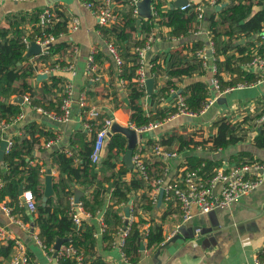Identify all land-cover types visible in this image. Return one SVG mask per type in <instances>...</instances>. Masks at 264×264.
<instances>
[{
	"label": "crops",
	"instance_id": "1",
	"mask_svg": "<svg viewBox=\"0 0 264 264\" xmlns=\"http://www.w3.org/2000/svg\"><path fill=\"white\" fill-rule=\"evenodd\" d=\"M161 1L164 10L180 8L174 5L175 0ZM232 1H234V5L241 3L239 0H216V4L213 5L210 0H188L193 6H203V17L199 19L197 16L198 21L195 22L197 31L191 32L186 37L176 38L171 35V27L156 25L149 34L153 37V41L147 52L148 65L146 79L143 83L146 95L141 98L140 102L147 115L156 116L155 121L151 123L162 121L175 110L176 96L173 90L176 89L184 94L187 91V86L194 81L206 82L209 86L208 98L215 100L204 112L196 115L181 114L176 118L162 121L161 125L153 130L143 132V137L139 139L134 154L142 155L150 168L153 179L158 178L155 176H162L167 182L178 180L185 171L189 170V158L195 156L220 160L221 165L214 167L213 173L217 169H229L241 162L264 161V147H259L255 143L258 130L264 124L258 121L264 111V80L240 81L235 86H229L218 92L212 84L215 75L212 68L214 65L218 66V60L223 62L226 55L221 53L217 56L214 52V59L210 57L206 65L200 58L202 67L192 76L174 78L175 86L163 91L169 79L170 66L177 59L176 54L192 56L191 49L195 42L203 43L197 51L209 47L212 42L216 51L208 17L217 6L225 4L219 9L221 10L227 4L231 5ZM251 1L255 11L264 8V0ZM130 2L131 0H114L113 9L116 19L106 26L122 21L125 14L133 8ZM48 4L53 5L55 9H61L67 16L68 23L74 18H78L80 21L78 29L66 32L61 36L68 42L69 47L46 61L41 59L39 54L28 56V47L24 59L11 62L7 68L16 74H21L28 67H32L33 73L28 77V83L33 86L36 97L47 106L51 102H56L64 93L66 86L71 85L74 91L71 116L68 120H59L53 115L43 114L35 109L34 100L36 98L34 96H30L28 93L31 98V103L28 104L17 100L22 95L15 93L11 96V100L22 106L21 113L24 114V117L12 123L6 131L8 136H5L10 139L20 136L22 134L21 127L34 121L39 123L44 130L56 135L54 138L41 135L38 150L35 152L37 158L47 164L45 173L42 175L44 188L48 168L52 170L53 184L60 177L59 167L52 162L51 153L55 150L64 151L68 156H75V163H79L82 161L81 147L79 144L73 145L72 139L78 130H83L89 139L95 137L94 133L86 127L87 107L82 108L79 103L82 95L85 96L88 104H95L102 110L101 118L92 121L94 128L99 127L100 121L104 117H111L114 122L123 126L136 128L131 123V112L127 108L131 88L130 81L120 77L123 68L119 71L112 55L106 48L107 41L113 43L114 41L104 37L99 29L101 25L98 24L95 9L87 6L83 0H3L0 4V27L9 28L11 22L16 18L27 16L28 20L24 22L23 27L29 33L33 29V23L29 20L32 18V14L43 10V8L45 10ZM137 6L139 9L138 18H149L146 0H140ZM142 38L143 34L137 32L130 42L132 44ZM219 40L220 48L230 44L231 48L228 52L235 53L237 57L249 54L243 68L248 73L254 74L256 78L259 77L257 73L247 69L246 63L255 53L264 55V23L258 32L248 35L235 30L232 37L222 34ZM238 45L246 48L245 54L239 53L236 48ZM137 47H132V52H136ZM91 53L96 54L99 80H92V75L88 72V58ZM97 54L101 56L97 58ZM125 62L127 63V60L124 59V64ZM220 75L225 81L237 77L236 73L225 71H222ZM54 76L57 80L56 85H54ZM138 77H134L133 80L138 82ZM148 79L152 80L149 85ZM241 84L243 85L240 86ZM37 106L43 105L37 104ZM222 119L231 121L236 127V133L243 139L229 147L215 149L212 142H207V140L217 133ZM156 143L165 145L167 150L176 152L177 155L168 159L156 156L153 153ZM3 158L0 160V164H2ZM133 176L134 174L131 172L126 176V179L130 180ZM97 185V181L86 186L70 182L71 196H74L75 199L78 197L81 201L83 196L90 197ZM103 186L108 188L109 183L105 181ZM161 188L162 186L158 187L154 182L153 187L144 185L129 193L128 202L114 204V209L124 217L122 225L116 224L115 221L113 224L106 222L105 212L114 202L111 200L110 192L105 191L100 197L102 205L96 213L83 220L82 228L87 225L95 227L96 241L95 245L86 251L83 248L79 249L84 255V264H252L257 257L264 260V179L256 190L240 198L231 208L201 213L195 207L194 216L188 222H184L180 203L176 199L168 198L166 191L163 198L160 199ZM69 196L62 194L63 205H68ZM149 199L151 200V210L145 207ZM13 202L9 197L0 201V226L7 231L8 239L24 243L31 264H58V258L56 261L53 256L55 252L50 253V249H55V245L47 247L44 244L47 248L45 249L39 244L37 238L41 240L40 229L35 222V214L26 206L23 195H20L18 203L15 202L13 205ZM127 206H130L131 209L130 216L125 214ZM127 217H131L136 223L144 220V223L140 222L138 225L142 234L147 232L153 223L162 224L166 238L159 247L148 246L147 239L144 238L141 247L137 249L136 253L133 252L134 256L138 257L135 262L130 260L131 257L127 256L123 248L116 242L119 240L118 232L127 224ZM212 225L217 227L211 234L200 235V229H195L196 226L205 228ZM103 227L105 231H103ZM174 232L182 234L185 238L165 244ZM63 239L66 241V238ZM5 242H0V244ZM64 242L62 245L65 244ZM159 249L160 253L157 258L156 253ZM15 252L14 244V250L10 256L0 255V264H9Z\"/></svg>",
	"mask_w": 264,
	"mask_h": 264
},
{
	"label": "trees",
	"instance_id": "2",
	"mask_svg": "<svg viewBox=\"0 0 264 264\" xmlns=\"http://www.w3.org/2000/svg\"><path fill=\"white\" fill-rule=\"evenodd\" d=\"M85 1L91 2L93 9L96 10L98 8L99 0ZM239 2L241 3L235 5L227 4L219 11L215 9L208 17L209 28L216 47L215 55L219 56L221 53L226 55V59L223 62L217 61V77L219 78L221 89L235 86L240 81L254 82L258 80L254 74L248 73L243 68V64L249 58V54L237 57L235 53L228 52L231 48L230 44L226 47L223 46V48L219 46V38L222 34L232 37L235 34V30H238L249 35L260 31L263 27L264 8L255 11L251 0H239ZM152 3L155 10L147 19L141 18L139 21V18L133 14V8H131L132 10L125 14L122 21L115 22L109 26H99L104 37L113 40L119 48L123 59L127 60L120 77L130 81L131 88L127 108L131 112V123L139 128L155 121L156 116L147 115L140 102L141 98L146 95V90L144 86L133 80L134 77H138L139 55L137 51L132 52L131 48L145 44L147 37L156 25L171 27V35L176 38L186 37L191 32L197 31L195 22L197 23L198 21V11L192 8L186 10L169 8L164 10L161 0H152ZM53 10L56 14V20L46 26L40 25V15L44 12V8L34 12L32 18L29 19L33 23V29L29 33L23 27L24 22L28 20L27 16L16 18L11 22L9 28L0 27V119L11 121L22 112V106L11 100V96L15 93L21 95L29 93L30 96L36 98L35 100L33 99L36 106L41 104L46 110L49 108L53 109L57 114H63L62 104L66 93H63L56 102H51L47 106L36 97L33 86L28 83V77L33 73L32 67H28L21 74H16L7 68L11 62L24 59L27 51L26 37L30 40H36L38 37L44 38L49 35L57 37V40L49 46L46 54H39V57L45 61L69 47L68 42L61 38L68 31V18L61 9L53 8ZM228 24L229 26H227ZM137 32H141L143 38L131 44L130 41ZM202 44L200 42L194 43L191 49L192 56L176 54L177 59L170 66L168 71L169 79L163 91L175 86L174 78L192 76L202 67V60L196 54L197 49ZM236 48L240 54H245L247 51L241 45ZM94 55L96 57V54ZM100 56V54H97V58ZM222 71L232 74L236 73L237 77L230 81H225L220 75ZM53 80H55L54 85H56L55 76ZM186 90L184 95L186 96L187 106L193 111H200L209 96L208 84L201 80L194 81L187 86ZM21 129L22 134L12 138L13 145L5 153L2 164H0V178L3 181V185L0 188V201L9 197L14 201L13 205H15L14 203L19 201L21 187H23L24 191H32L36 200L35 222L40 229L39 236L47 247L54 246L58 238H66L65 244H73L80 250L83 248L84 251L93 247L96 243L94 237L95 227L87 225L85 228H82V226L77 228L70 214V201L68 205H63L62 194L72 195L70 182L86 186L93 181H97V188L91 196H83L81 202L88 211L95 214L102 205L101 195L105 191H109L111 200L114 203L107 208L105 220L108 224H113L115 221L116 224L122 225L124 217L119 211L114 209L113 205L128 202L131 191L138 190L144 185L153 187V181L157 179H153L149 166H147L149 180H146L121 159L127 150L128 144V140L123 134L110 132L106 139V153L99 163H93L90 155L93 150L95 137L89 139L83 130H78L72 139V144L80 145L82 161L75 163V156H68L64 151L55 150L51 153L52 162L59 167L60 177L54 184L55 195L49 197L43 203L44 183L42 175L45 173L47 164L45 161L39 160L35 152L38 150L41 135H46L47 138H54L56 135L44 130L36 121L25 124ZM258 131L255 143L259 147H264V124ZM3 136H8V134L5 132ZM241 139L243 137L236 133L234 124L227 119H222L217 133L209 137L207 142H212L213 148L218 149L229 147L238 143ZM189 164V170H198L203 180L208 182L214 175V167L220 166L221 161L195 156L189 158ZM131 172L134 176L132 179L127 180L126 176ZM100 176H102V179H100ZM155 177L160 178L162 176ZM105 181L109 183L108 188L103 186ZM145 207L149 210L152 209L150 199ZM140 222L144 223V220H140ZM140 222H132L130 233L123 247L125 254L131 257L130 260L132 262L138 260V257L134 256L133 252L136 253L137 249L141 247L144 238L147 239L148 246L151 247H159L166 240L162 224L153 223L149 230L142 234L138 226ZM106 237L108 236L106 235ZM14 244V240L11 239H7L4 244H0V255L4 257L10 256L14 250ZM58 264H75V261L64 255H59Z\"/></svg>",
	"mask_w": 264,
	"mask_h": 264
},
{
	"label": "built area",
	"instance_id": "3",
	"mask_svg": "<svg viewBox=\"0 0 264 264\" xmlns=\"http://www.w3.org/2000/svg\"><path fill=\"white\" fill-rule=\"evenodd\" d=\"M3 0H0V4ZM20 1V0H14ZM87 6L93 8L91 2L83 0ZM140 0H131V5L133 6V12L136 17L139 15L138 2ZM176 1V0H175ZM174 1V2H175ZM114 0H99L98 8L95 10L98 24L101 26L107 25L110 22L116 19V14L113 7ZM211 4H216V0H210ZM54 6L48 4L44 12L40 15V25L46 26L56 20V14L53 10ZM182 10L188 8H193L198 11V18L203 17V6L202 5H192L190 2L180 6ZM154 6H152V12L154 13ZM80 21L78 18L72 19L68 23L67 32L74 31L79 28ZM57 40V37L53 35L46 36L44 38L38 37L36 40H30L28 37L25 38L27 48L30 46L31 42H36L41 45V54H46L48 52L49 46ZM153 37L149 36L145 45L138 46L136 51L139 55V68H138V82L141 86L146 79V68H147V52L151 47V42ZM106 48L109 53L112 55L119 71L122 70L124 66V59L117 48V46L112 41L106 42ZM214 45L213 42L209 47L201 48L197 51L199 58L203 60L204 65L208 63L210 57L214 59ZM248 70L253 71L258 74V80H264V55L255 53L252 55L251 59L246 63ZM213 73L215 74L212 79V84L218 92H221L219 79L216 77L217 66H213ZM99 67L95 59L94 53L88 58V72L92 75V80H99ZM241 84L240 86H242ZM176 96V107L173 112L168 116L163 118L162 121L176 118L181 114L196 115L198 113L204 112L210 105H212L215 100L213 98H208L200 109V111L191 110L186 104V97L181 92H178L176 89L173 90ZM64 93H66L65 98L63 99L62 110L63 114H57L44 109L42 106H35V109L43 114L53 115L56 119L59 120H68L71 116L72 104L74 91L71 85L66 86ZM22 103H31V98L29 94L22 95ZM80 106L82 108L87 107L86 112L88 114V120L86 122V127L90 129L91 132L95 134L94 146L92 153L90 155L93 163H99L103 157L104 149L106 145V139L108 134L111 131V126L114 122L111 117H104L100 121L99 127H93V120H99L102 116V110L95 104H88L84 95L79 99ZM24 117L23 113H20L18 116L14 117L11 121L0 119V132H1V141L6 139L8 142L6 152L11 149L13 145V140L10 138H5L3 133L7 131V128L12 124ZM150 123L149 125L143 127H136L138 132L150 131L157 128L161 125V122ZM258 121L264 123V111L260 115ZM0 141V143H1ZM153 153L161 158L168 159L170 157L176 156L177 153L167 150L165 145L161 143H156L153 148ZM73 155V153H70ZM133 164L134 171L138 173L139 176L144 177L146 180H149L147 163L142 158L141 154L133 155ZM264 179V161L252 160L247 162H241L239 164L231 166L229 169H217L214 172L213 177L208 181H204L203 177L200 175L198 170H187L185 173L176 181H169L164 177L155 179L153 182L156 186L164 187L167 193V197L171 199H176L180 203V207L183 214L184 222H188L194 216V208H198L201 213H210L216 211L217 209H228L233 206V204L242 198L245 195L250 194L256 190L262 183ZM3 185V181L0 178V188ZM218 186V187H217ZM217 187L216 193L214 189ZM24 202L30 211L35 212L36 210V200L33 196L32 191L27 190L23 193ZM70 201V214L73 218L74 223L77 228H80L83 224V220L87 216H92L93 214L88 211L81 201H76L74 196L69 197ZM127 224L120 229L118 232L119 240L116 241L120 247H124L126 239L131 230V224L133 222L131 217H127ZM103 231L105 228L103 227ZM175 235L172 234L168 240ZM8 239L7 231L0 226V242H4ZM39 244L44 247L43 241L37 238ZM16 252L12 255L9 264H30V257L27 253L26 246L21 241H15ZM50 252H55V249L51 248ZM49 252V251H48ZM59 255H64L73 261L75 264H84V255L83 253L76 248L73 244H64L61 246L60 250L57 252V258ZM252 264H264V260L260 258H255Z\"/></svg>",
	"mask_w": 264,
	"mask_h": 264
},
{
	"label": "water",
	"instance_id": "4",
	"mask_svg": "<svg viewBox=\"0 0 264 264\" xmlns=\"http://www.w3.org/2000/svg\"><path fill=\"white\" fill-rule=\"evenodd\" d=\"M146 3H147V13L149 15H151L152 14L151 0H146ZM187 3H188V0H176L174 2V5L176 7H180V6L187 4ZM224 5L225 4H223L222 6L219 5V6H217L216 9L219 10ZM140 19L141 18H139V21H140ZM40 53H41V45H39L36 42H31V44L28 48L27 55L33 56V55L40 54ZM151 79L147 80L148 85L151 83V81H152ZM17 100H20L21 102H23L22 97H20V99H17ZM110 132H112V133L119 132V133L123 134L124 136H126V138L128 140V144H127V150L123 156V160L130 168H133L134 167V164H133L134 151L138 145L139 139L143 137V133L138 132L137 129L134 127L123 126L121 124H118L117 122H113ZM7 145H8L7 140H3L1 145H0V160L5 155ZM217 187L214 189V193H216ZM164 192H165V189L162 187L160 190V199L163 198ZM23 193H24V189H23V187H21L20 188V194L23 195ZM54 195H55V189H54V184H53L52 170L50 168H48L47 174L45 176V188H44L43 203H45L49 197L54 196ZM76 201L77 202L79 201L78 197H76ZM130 212H131L130 206H127L125 209L126 216H130ZM215 227H217V226L212 225L211 227L209 226V227H205V228H202L201 226H196L195 229L196 230L200 229L199 230L200 235H205V234H211L213 231H215ZM184 238L185 237L182 234L178 233V234H175L174 236H172L169 240H167L165 244L174 242L177 239H184ZM64 241H65V239L58 238V240L54 246L55 247V253L53 256H54L56 261H57V252H58V250H60L61 245L63 244ZM159 253H160V249L156 253L157 258L159 256ZM159 263H161L160 260H159Z\"/></svg>",
	"mask_w": 264,
	"mask_h": 264
},
{
	"label": "rangeland",
	"instance_id": "5",
	"mask_svg": "<svg viewBox=\"0 0 264 264\" xmlns=\"http://www.w3.org/2000/svg\"><path fill=\"white\" fill-rule=\"evenodd\" d=\"M231 5H234V1L231 2ZM209 11V10H208Z\"/></svg>",
	"mask_w": 264,
	"mask_h": 264
}]
</instances>
